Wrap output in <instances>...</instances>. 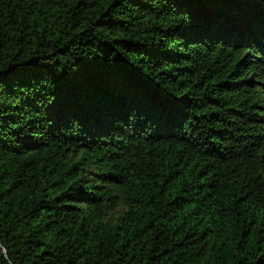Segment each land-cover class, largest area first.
<instances>
[{
  "label": "trees",
  "instance_id": "16d2710c",
  "mask_svg": "<svg viewBox=\"0 0 264 264\" xmlns=\"http://www.w3.org/2000/svg\"><path fill=\"white\" fill-rule=\"evenodd\" d=\"M0 264H264V0H0Z\"/></svg>",
  "mask_w": 264,
  "mask_h": 264
}]
</instances>
